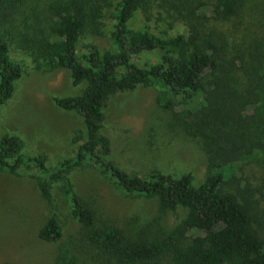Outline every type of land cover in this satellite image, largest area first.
Instances as JSON below:
<instances>
[{"label": "trees", "instance_id": "trees-1", "mask_svg": "<svg viewBox=\"0 0 264 264\" xmlns=\"http://www.w3.org/2000/svg\"><path fill=\"white\" fill-rule=\"evenodd\" d=\"M263 3L0 0V105L11 96L21 75L20 66L8 54L11 38L33 62L46 60L52 67L66 69L74 86L86 83L78 95L54 98L58 107L82 118L85 137L79 131L73 138L78 142L73 155L48 167L43 153H23L18 135H0V170L33 171L38 191L51 210L50 185L61 182L70 215L80 226L78 240L57 246L53 264H264V233L254 227L264 232V30L258 36L239 30L249 20L245 12H251L249 17L255 11L262 13ZM110 7L112 49L100 51L89 44L78 56V39L85 31L101 35L103 11ZM154 9L157 19H168L169 28L182 22L188 33H156L148 23ZM136 14L144 22L131 26ZM155 49L162 52L158 62L139 65L133 60ZM138 85L159 87L155 101L164 109H173L176 96L193 103L175 110L177 128L170 126L204 154L207 174L199 185H193L190 173L172 176L154 170L140 175L110 160L109 139L99 132L103 107L111 96ZM85 162L102 169L124 194L154 198L160 211L182 207L184 217L161 235L129 237L117 225L100 219L92 203L75 191L67 174ZM249 162L257 163L263 172L261 185L255 187L262 208L242 198L244 188L237 192L225 188L231 167ZM193 229L203 233L201 241H187ZM61 231V222L52 213L37 235L56 242Z\"/></svg>", "mask_w": 264, "mask_h": 264}, {"label": "rangeland", "instance_id": "rangeland-1", "mask_svg": "<svg viewBox=\"0 0 264 264\" xmlns=\"http://www.w3.org/2000/svg\"><path fill=\"white\" fill-rule=\"evenodd\" d=\"M117 1L111 0L113 4ZM111 10L112 7L103 11L101 35L85 31L80 36L76 43L78 56L89 49V44H94L100 51L112 49L108 38L112 29ZM249 14L251 12H245L244 17L249 20L239 30L258 36L264 30V3L262 13L255 11L252 17ZM164 15L162 13L161 17ZM157 17L154 9L148 21L156 33H188L182 22H174L169 28L168 19ZM143 22L141 15L136 14L130 25H142ZM11 40H7L8 54L20 66L21 75L13 83L11 96L0 105V135L5 132L18 135L23 141L24 154L43 153L45 164L52 167L74 154L78 142H73V138L79 131L82 138L85 137L82 118L74 111L58 107L54 98L78 95L86 83L72 85L66 69L52 67L46 60L33 62L30 55L16 48V39ZM161 55L162 52L155 49L142 52L133 60L139 65L151 64L158 62ZM228 60L231 58L228 57ZM160 91L156 86L138 85L131 91L111 96L103 107L104 119L99 132L108 137L110 160L121 169L140 175L154 170L172 176L190 173L193 185L197 186L207 174L204 154L193 141L183 138L170 126L174 122L173 112L182 106L191 107L193 103L183 102L176 96L173 109H164L155 101ZM175 125L173 123L177 128ZM232 173L238 181H234ZM33 174L26 169H19L16 173L0 170V263L53 264L60 243L78 240L80 226L70 215L61 182L50 185L51 210L41 197ZM67 177L77 194L92 203L100 219L117 225L129 237L161 235L175 226L186 213L182 207L175 212L160 211L154 198L124 194L102 169L90 162L70 170ZM226 177L227 191L244 188L242 198L259 208L263 207L255 192V187L260 186L263 179V172L257 163L234 164ZM52 213L61 222L62 231L58 241L47 242L41 240L37 233ZM254 227L264 233L256 224ZM202 234L198 230H190L187 241L191 238L201 241Z\"/></svg>", "mask_w": 264, "mask_h": 264}]
</instances>
